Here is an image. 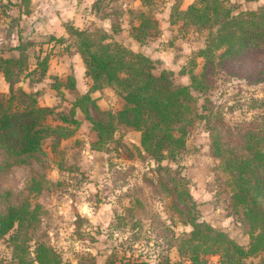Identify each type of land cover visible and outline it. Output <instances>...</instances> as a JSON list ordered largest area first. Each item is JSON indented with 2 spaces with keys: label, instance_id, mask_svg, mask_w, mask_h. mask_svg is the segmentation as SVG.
<instances>
[{
  "label": "rangeland",
  "instance_id": "rangeland-1",
  "mask_svg": "<svg viewBox=\"0 0 264 264\" xmlns=\"http://www.w3.org/2000/svg\"><path fill=\"white\" fill-rule=\"evenodd\" d=\"M59 1L61 4L54 5L53 0H44L48 11L30 9V14L23 16L14 6L20 3L26 10L29 5L24 0H0V57L27 62L15 86L33 93L40 105L54 108L49 123L62 124V116L78 120L73 135L62 139L55 151L51 150V139L44 142L46 164L36 166L46 179L41 192H29V178L35 173L30 165L13 167L0 176V191L9 190L13 203L29 198L32 205L40 204L39 223L24 228L18 238H28L31 251L38 241L52 245L69 264H192L188 254L178 248L180 237L192 226L184 223L174 196L161 181L166 173L160 177L158 162L142 150L141 132L119 125L104 149L93 147L98 142L97 131L82 107L76 106L78 97L91 90L93 81L65 25L106 30L109 41L118 40L150 57L155 74L166 69L172 72L174 84L191 85L190 71L197 75L203 71L206 60L199 51L205 47L210 29L190 23L182 14L198 0H104L109 17L96 13L94 0ZM34 3V8L40 6L38 0ZM229 4L237 13L256 10L264 6V0H230ZM142 12L150 27L147 34H139L143 40H138L132 24H140ZM43 16L44 21H56L47 25L49 20L44 23ZM60 20H64L63 27ZM222 51L214 52L211 85L204 91H192L197 99L194 109L202 117H195L188 128L186 147L175 159L166 158L161 164L186 178L200 221L247 247L250 235L241 214L229 207L232 186L229 175L220 168V159L212 154L211 130L205 116L211 111L221 116L235 131L232 147L239 151L245 144V133L262 135L264 74L259 70L264 66V54L251 53L221 63ZM46 55L48 69L42 77L39 61ZM71 74L75 75V86H69ZM0 91L9 93L2 72ZM91 96L103 110L115 112L124 104L110 86L92 91ZM16 231L0 233V264H18L16 254L21 252L15 243L22 241L13 239ZM205 257L208 264H228L223 252ZM263 257L259 253L245 260L261 264Z\"/></svg>",
  "mask_w": 264,
  "mask_h": 264
},
{
  "label": "trees",
  "instance_id": "trees-1",
  "mask_svg": "<svg viewBox=\"0 0 264 264\" xmlns=\"http://www.w3.org/2000/svg\"><path fill=\"white\" fill-rule=\"evenodd\" d=\"M229 2L198 0L182 14L190 23L210 29L206 45L199 51L206 60L203 71L200 75L190 71L191 85L174 84L172 72L166 69L155 74L150 57L133 51L118 40L109 41L106 30L91 31L66 25L68 34L75 38L76 50L82 57L85 72L93 81L91 90L80 95L76 103L77 107H82L86 118L97 131L98 142L93 147L104 149L103 146L114 137L119 125L141 132L142 150L158 162L160 177L166 173L161 181L174 196V204L183 214L184 223L192 226L190 232L180 237L178 247L180 252L188 254L192 264H208L205 255L221 252L226 256L224 262L228 264H248L245 260L247 256L264 254V132H261L262 135L253 131L245 133V144L239 151L232 147L235 131L221 116L219 118L213 111L205 116L211 130L212 154L220 159V168L229 175L232 186L229 207L241 214V222L250 235L247 247L236 242L225 231L200 221L186 178L161 164L166 158L175 159L186 147L188 128L195 117H202L194 109L197 99L192 91H204L211 85L210 70L214 69L215 50L223 49L221 63L251 53L264 54V6L233 13ZM92 8L96 13L109 17L104 11V0H94ZM141 16L143 18L139 25L132 24V30L138 31V40H143L139 34H147L150 27V20L143 12ZM23 54L24 50L20 56ZM20 59L0 57V72L9 85L8 94L0 91V176L13 167L30 165L35 173L29 178V192L38 193L46 182L44 173L40 174L36 167L46 164L48 153L44 142L51 139V150L55 151L62 139L73 135L78 120L74 116H62V124L48 122L55 112L54 108L40 105L33 93L15 86L20 71L27 67V62ZM48 62L47 55L39 61L42 77L46 75ZM259 71L264 74V66ZM68 79L71 81L69 86H75V75L71 74ZM105 86L114 88L122 96L124 104L118 111L101 109L91 96L92 91ZM92 108L96 113L90 112ZM9 195H12L9 190L0 191V233L17 229L13 239L22 241V244L15 243L21 252L16 254L18 264H69L63 261L52 245L38 241L31 251L28 238H18L24 228L39 223L40 204L32 205L29 198L16 204L9 199ZM261 264H264V257Z\"/></svg>",
  "mask_w": 264,
  "mask_h": 264
},
{
  "label": "crops",
  "instance_id": "crops-1",
  "mask_svg": "<svg viewBox=\"0 0 264 264\" xmlns=\"http://www.w3.org/2000/svg\"><path fill=\"white\" fill-rule=\"evenodd\" d=\"M27 2H25L26 4H28L29 5V8H27L26 10L28 11L29 10V12H26V10L25 9H23L22 8V6H21V4L20 3H16L15 4V6L14 7H16L17 9H18V11L24 16V14H30V9H34L35 11H36V13L40 10V9H42V10H46V11H48V9H45L43 6L45 5V2H44V0H38V5H40V6H37V7H35L34 8V6H33V4H35L34 2L35 1H37V0H26ZM62 1V0H61ZM40 2V3H39ZM55 3H60V1L59 2H56V0H53V3L52 4H54L55 5ZM61 4V3H60ZM43 7V8H42ZM44 15V14H43ZM49 17H50V15H49ZM44 23L45 22H47L48 20V23H46L47 25L48 24H51V26H52V23H54V21H56V19H53V18H49L47 21H44L45 19H44V16L42 17V19H41ZM61 22H62V27L64 26V20H60ZM74 23H72V25H73ZM75 25V24H74ZM75 27H77V25L75 26ZM65 28H66V25H65Z\"/></svg>",
  "mask_w": 264,
  "mask_h": 264
}]
</instances>
